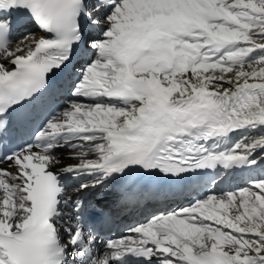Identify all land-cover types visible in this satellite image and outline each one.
I'll use <instances>...</instances> for the list:
<instances>
[{
  "label": "snow or ice",
  "instance_id": "6c2138e0",
  "mask_svg": "<svg viewBox=\"0 0 264 264\" xmlns=\"http://www.w3.org/2000/svg\"><path fill=\"white\" fill-rule=\"evenodd\" d=\"M0 264H264V0H0Z\"/></svg>",
  "mask_w": 264,
  "mask_h": 264
},
{
  "label": "bare ground",
  "instance_id": "6f19581e",
  "mask_svg": "<svg viewBox=\"0 0 264 264\" xmlns=\"http://www.w3.org/2000/svg\"><path fill=\"white\" fill-rule=\"evenodd\" d=\"M31 31L35 32V33L37 34V36H41L40 33H39L38 31L35 30V28H31ZM18 35H19V34H17V36H18ZM17 43H18L17 37L14 36V37H13V40H12V46L15 47ZM69 162H71V161H69ZM93 197L95 198V194H93ZM113 198H114V197H113ZM137 217H138V218H141V217L139 216V214H137ZM125 222H127V221H125ZM117 225H119V229L122 228V226H123L122 223H118ZM117 229H118V227H117ZM114 232H116L115 229H114Z\"/></svg>",
  "mask_w": 264,
  "mask_h": 264
}]
</instances>
